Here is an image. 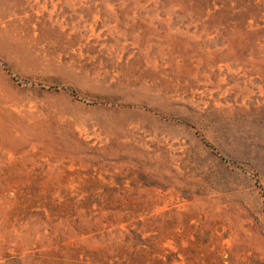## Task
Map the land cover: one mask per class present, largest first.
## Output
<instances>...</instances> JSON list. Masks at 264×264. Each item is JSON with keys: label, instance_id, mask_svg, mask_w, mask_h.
<instances>
[{"label": "rangeland", "instance_id": "obj_1", "mask_svg": "<svg viewBox=\"0 0 264 264\" xmlns=\"http://www.w3.org/2000/svg\"><path fill=\"white\" fill-rule=\"evenodd\" d=\"M0 264H264V0H0Z\"/></svg>", "mask_w": 264, "mask_h": 264}]
</instances>
